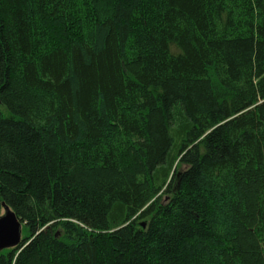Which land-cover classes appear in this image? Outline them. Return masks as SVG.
<instances>
[{"label":"trees","instance_id":"obj_1","mask_svg":"<svg viewBox=\"0 0 264 264\" xmlns=\"http://www.w3.org/2000/svg\"><path fill=\"white\" fill-rule=\"evenodd\" d=\"M4 206L0 264H264V0H0Z\"/></svg>","mask_w":264,"mask_h":264},{"label":"water","instance_id":"obj_2","mask_svg":"<svg viewBox=\"0 0 264 264\" xmlns=\"http://www.w3.org/2000/svg\"><path fill=\"white\" fill-rule=\"evenodd\" d=\"M4 208L5 211L0 214V250L18 243L21 237L20 218L13 210L6 206Z\"/></svg>","mask_w":264,"mask_h":264},{"label":"rangeland","instance_id":"obj_3","mask_svg":"<svg viewBox=\"0 0 264 264\" xmlns=\"http://www.w3.org/2000/svg\"><path fill=\"white\" fill-rule=\"evenodd\" d=\"M2 107V106H1ZM5 211V208H2L1 209V214L3 213ZM21 233H23V232H21Z\"/></svg>","mask_w":264,"mask_h":264}]
</instances>
